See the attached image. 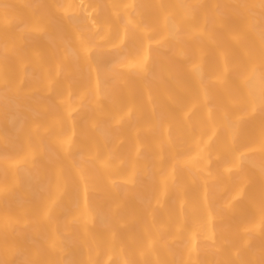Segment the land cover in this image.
I'll list each match as a JSON object with an SVG mask.
<instances>
[{
  "label": "bare ground",
  "instance_id": "bare-ground-1",
  "mask_svg": "<svg viewBox=\"0 0 264 264\" xmlns=\"http://www.w3.org/2000/svg\"><path fill=\"white\" fill-rule=\"evenodd\" d=\"M0 264H264V0H0Z\"/></svg>",
  "mask_w": 264,
  "mask_h": 264
}]
</instances>
